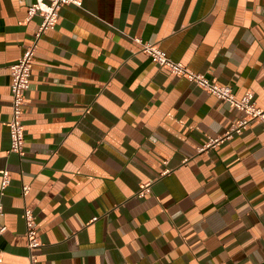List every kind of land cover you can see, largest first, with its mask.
I'll list each match as a JSON object with an SVG mask.
<instances>
[{
  "label": "crops",
  "instance_id": "obj_1",
  "mask_svg": "<svg viewBox=\"0 0 264 264\" xmlns=\"http://www.w3.org/2000/svg\"><path fill=\"white\" fill-rule=\"evenodd\" d=\"M35 1L0 0V264H264V123L209 145L243 113L141 50L264 108V0L64 5L39 41L20 156L10 66L42 21Z\"/></svg>",
  "mask_w": 264,
  "mask_h": 264
},
{
  "label": "built area",
  "instance_id": "obj_2",
  "mask_svg": "<svg viewBox=\"0 0 264 264\" xmlns=\"http://www.w3.org/2000/svg\"><path fill=\"white\" fill-rule=\"evenodd\" d=\"M67 4H74L81 7L83 0H36L30 5L28 9L29 16L40 15L42 21L33 41L23 48L22 54L17 62L10 66L12 94V112L11 119L8 122L11 138L10 151L20 156L24 155L26 143L25 124L23 121L24 105L27 102L26 91L31 84L32 69L36 59L39 41L47 30L57 25L60 10ZM141 44V50L152 57L159 66L171 74L189 79L202 90L229 103L230 106L243 113V117L231 127L223 138L211 139L209 145L217 144L235 132L241 133L253 121L264 123V108L256 103L252 90H247L244 94L238 96L231 85L222 84L215 78H210L201 72L191 69L183 62L174 60L158 44L143 41H141ZM3 174L2 189H5L9 184L10 175L8 171H4ZM27 189V186L23 187L24 193H26ZM139 195H143V191ZM24 216L27 227L26 236L28 238V246L32 252L38 250L43 245V241L37 229V221L32 209L26 207ZM34 257L35 255L31 254V259L34 260Z\"/></svg>",
  "mask_w": 264,
  "mask_h": 264
}]
</instances>
